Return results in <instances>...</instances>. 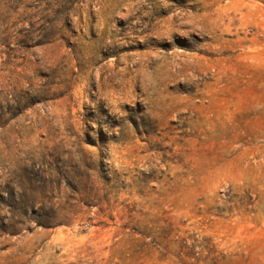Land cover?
I'll return each mask as SVG.
<instances>
[{"label":"rangeland","instance_id":"374dc122","mask_svg":"<svg viewBox=\"0 0 264 264\" xmlns=\"http://www.w3.org/2000/svg\"><path fill=\"white\" fill-rule=\"evenodd\" d=\"M0 264H264V0H0Z\"/></svg>","mask_w":264,"mask_h":264}]
</instances>
